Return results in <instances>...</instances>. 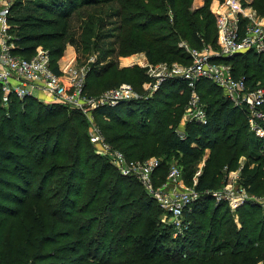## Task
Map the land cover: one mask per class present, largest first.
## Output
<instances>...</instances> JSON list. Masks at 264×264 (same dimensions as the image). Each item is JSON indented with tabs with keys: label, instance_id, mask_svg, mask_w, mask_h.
Returning <instances> with one entry per match:
<instances>
[{
	"label": "trees",
	"instance_id": "trees-1",
	"mask_svg": "<svg viewBox=\"0 0 264 264\" xmlns=\"http://www.w3.org/2000/svg\"><path fill=\"white\" fill-rule=\"evenodd\" d=\"M216 1L193 7L194 0H14L9 20L15 52L30 57L42 45L57 73L67 44L99 48L105 22L114 18L119 42L108 56L144 51L151 63L179 56L187 64L180 40L217 46ZM250 3L264 13V0ZM102 59L89 67L87 94L123 82L141 91L149 80L145 68L128 78L129 69ZM220 60L232 63L250 87L264 86L263 55L249 50ZM198 90L208 120L188 123L184 138L177 128L190 90L176 77L152 95L93 111L105 139L129 159L160 158L156 182L166 177L171 155L183 157L192 181L193 160L210 150L196 185L200 197L185 212L189 228L174 238L162 222L164 210L138 179L96 151L83 111L14 94L4 104L0 84V264H264L261 204L239 207L236 221L226 202L205 193L222 187L225 167L238 169L244 157L241 182L264 199L263 141L213 82L202 80Z\"/></svg>",
	"mask_w": 264,
	"mask_h": 264
},
{
	"label": "built area",
	"instance_id": "built-area-1",
	"mask_svg": "<svg viewBox=\"0 0 264 264\" xmlns=\"http://www.w3.org/2000/svg\"><path fill=\"white\" fill-rule=\"evenodd\" d=\"M13 2L0 0V84L4 91V104H8L9 95L14 94L21 99L32 96L43 102L62 103L83 111L92 122L90 140L96 145V151L107 156L122 175L138 179L164 210L162 222L172 226L174 238L183 235L189 228L185 212L200 197L196 188L199 172L192 183L187 184L182 167L173 164L166 181L162 185L157 184L155 177L160 158L129 159L105 139L99 125L94 122V110L152 95L163 81L176 77L185 81L190 90L188 104L177 128L184 138L188 123L204 124L208 120L198 90V83L208 80L246 114L250 130L263 141L264 151V86L258 82L250 87L245 75L234 73L232 63L220 60L249 50L264 56V13L261 14L250 0H222L212 6L218 48L193 47L186 40H180L179 47L189 54L190 63L145 61L142 66L149 80L143 83L144 92H139L131 83L123 82L98 95L87 94L84 90L88 67L69 66L57 73L51 66L50 53L44 47L39 45L30 57L15 52L16 44L9 20ZM243 161L244 157L236 170L225 167L227 177L224 185L218 189H207L205 193L210 194L217 204L226 202L232 211L246 203H259L264 209V199L251 193L241 182Z\"/></svg>",
	"mask_w": 264,
	"mask_h": 264
},
{
	"label": "rangeland",
	"instance_id": "rangeland-1",
	"mask_svg": "<svg viewBox=\"0 0 264 264\" xmlns=\"http://www.w3.org/2000/svg\"><path fill=\"white\" fill-rule=\"evenodd\" d=\"M200 2H198V0H194L193 2V7L195 6H200L203 4L204 0H199ZM202 1V2H201ZM217 1H222V0H217ZM246 1V0H245ZM213 3V2H212ZM197 4V5H196ZM211 9H212V5H211ZM49 15H52L53 13H48ZM117 18H114L112 21H106V27L102 29L103 32V36H105V38L103 39V41H101L99 43V48H91L88 50H85L84 48L81 49H77V47L75 45L72 44H67L66 50L64 51V54H66L67 50H71L72 51V55L74 56V66H86V67H90L93 63L96 62H100V60L102 59L103 61L107 62L110 60H114V62L116 63V66L114 67L115 69H129L128 70V78H132L135 77V74L138 73V67H142V63H144L145 61H149V59L147 58L146 54L144 51H138L135 53H132L130 55L127 56H117V54H113L112 56H108L107 54H105V51L107 50V48H110L109 46L115 47L118 46V42H119V35H120V31H119V23L117 21ZM114 42V45L112 44ZM42 46V45H40ZM43 47V46H42ZM216 48H218L216 46ZM46 49V48H45ZM73 58V57H71ZM173 62H181L183 63V59H181L179 56L178 58L175 59H165L164 61H160V62H156V63H173ZM139 78V77H136ZM141 88V89H140ZM140 90L139 92H144V88L141 85L140 86ZM143 88V89H142ZM95 119V118H94ZM95 123L97 122V119L94 120ZM91 124L92 122H90V129H89V135H90V130H91ZM210 156V150H206L202 153H200V155H198V157L196 159L193 160V168H194V176L196 175L197 172H199V174L202 173L206 159ZM245 159V158H244ZM167 174H168V170L170 168L171 165L176 164L179 165L180 167L182 166H186V161L183 159L182 156H174L171 155L167 158ZM183 168V167H182ZM167 174L166 177L164 179L159 178V182H157V184L162 185L167 178ZM193 176V177H194ZM199 176V175H198ZM184 179L186 181L187 184H191V179H188L185 175H184ZM233 217L235 218L236 221H238V215L237 212L233 211ZM231 214V215H232Z\"/></svg>",
	"mask_w": 264,
	"mask_h": 264
},
{
	"label": "crops",
	"instance_id": "crops-1",
	"mask_svg": "<svg viewBox=\"0 0 264 264\" xmlns=\"http://www.w3.org/2000/svg\"><path fill=\"white\" fill-rule=\"evenodd\" d=\"M196 1V0H195ZM200 2V1H199ZM202 2V1H201ZM197 5V4H196ZM196 7V6H195ZM72 51L69 49L67 50L66 54L63 55L60 59H59V67L60 70H63L69 66H74V56H71ZM73 57V58H71Z\"/></svg>",
	"mask_w": 264,
	"mask_h": 264
}]
</instances>
